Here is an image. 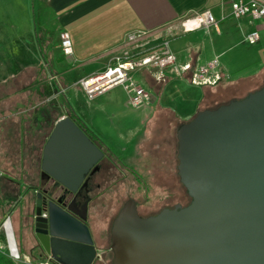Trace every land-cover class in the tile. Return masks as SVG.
Instances as JSON below:
<instances>
[{
	"label": "crops",
	"instance_id": "crops-1",
	"mask_svg": "<svg viewBox=\"0 0 264 264\" xmlns=\"http://www.w3.org/2000/svg\"><path fill=\"white\" fill-rule=\"evenodd\" d=\"M205 10L216 19L217 27L213 28L219 35L218 26L231 19L227 0H0V146H8L14 139L6 131L30 130L29 121L23 120L30 114L31 99H41L38 105L44 107L42 114H57L46 110L50 104L59 111L57 120L69 114L75 116L104 154L110 153L113 158L111 154L117 152L143 166L150 158L142 161L141 147L153 138L151 133L166 130L176 169L178 129L205 108L206 99L216 97L217 101L224 88L238 86L235 78H223L227 87L191 83L195 70L215 59L225 76L233 75L232 68L221 61L223 51L215 49V41L210 49L204 43L210 28L182 32L183 18ZM238 23L248 28L246 35L253 29L247 19ZM136 31L153 32L156 41L170 39L175 69L134 73L138 84L151 94L149 104L142 108L132 109L129 95L120 87L87 100L77 83L103 70L108 60L121 51L126 36ZM62 33L70 36L71 56L61 51ZM33 83L36 85L30 88ZM25 171V166L19 165L16 170L0 166V233H4L5 221L10 223L7 206L28 192ZM21 204L24 209V199ZM6 227L15 252L9 225ZM97 248L95 263H100L107 254ZM22 257L29 260L32 254Z\"/></svg>",
	"mask_w": 264,
	"mask_h": 264
},
{
	"label": "water",
	"instance_id": "water-1",
	"mask_svg": "<svg viewBox=\"0 0 264 264\" xmlns=\"http://www.w3.org/2000/svg\"><path fill=\"white\" fill-rule=\"evenodd\" d=\"M176 138L177 175L189 203L143 218L128 199L112 222L111 264H264V86L241 100L198 111ZM103 158L64 117L55 122L39 167L55 187L75 194ZM42 203L37 193L33 222L43 259L94 264L98 250L83 220L53 202L43 217ZM11 236L16 249L12 231Z\"/></svg>",
	"mask_w": 264,
	"mask_h": 264
},
{
	"label": "rangeland",
	"instance_id": "rangeland-1",
	"mask_svg": "<svg viewBox=\"0 0 264 264\" xmlns=\"http://www.w3.org/2000/svg\"><path fill=\"white\" fill-rule=\"evenodd\" d=\"M260 24V21L255 23L256 26ZM218 28L220 36L211 27L204 36V43L210 49L212 42L215 41V49L223 51L221 61L227 63L233 72V75L225 76L224 79L231 80L235 78L233 80H237L236 83L241 84L242 80L255 76L257 77L255 82L242 83L243 87L241 89L259 88L264 83L263 31H260V42L255 46H249L244 42V37L248 31L245 25L229 19L222 26L219 25ZM163 40L170 41V39L166 38ZM215 100L216 97L214 99H206L203 102V106L210 108L216 102ZM225 100L228 99L226 98ZM172 124H174V121ZM151 135H153V138L151 137L152 139L149 143L141 147L143 150L142 155H140L142 161L147 157L150 158L148 167H144L138 160L125 157L117 152L111 154L113 158L109 156L110 153L108 155L105 154L109 167L106 169L105 162L103 163L104 167L101 172L103 181L100 189L94 195L95 201L90 207L88 221L93 240L104 248L110 247L108 242L110 240L112 222L125 199L132 197L134 201L136 200L138 214L143 218L158 214L163 208V204L169 200V197L172 198L171 206L184 199L183 206L188 204L184 197V192L181 190L182 186L175 174V160L169 146L171 137L166 136L168 132L162 129H157ZM23 164H20L21 168L24 167ZM148 172L153 177L156 175V178L144 179ZM17 178L19 177L17 176ZM143 182L144 184H142ZM34 195L30 196L29 192L24 191L19 195V198L13 199V202L7 206L11 211V213L8 212V216L19 260H15L10 256L9 247L3 232L0 233V256H7L16 264H27L25 263L27 259L23 258L22 254L30 255V249L34 245L29 229L33 206H30L29 211H27L23 209V204H21L23 199L25 200L29 196L33 201ZM150 201L151 204L147 203ZM1 228H3V225ZM11 231L9 234L12 239ZM101 236H104V242L100 240ZM31 254L34 261L29 259V264H35L44 258L43 256L39 257L36 250ZM111 260L112 254L108 252L102 262L94 264H110Z\"/></svg>",
	"mask_w": 264,
	"mask_h": 264
},
{
	"label": "built area",
	"instance_id": "built-area-1",
	"mask_svg": "<svg viewBox=\"0 0 264 264\" xmlns=\"http://www.w3.org/2000/svg\"><path fill=\"white\" fill-rule=\"evenodd\" d=\"M229 16L234 21L247 19L253 27L244 37V42L254 46L260 41V31L264 33V0H227ZM256 21L261 24L256 26ZM183 33L194 32L199 29L217 27V21L205 10L185 17L180 21ZM155 34L147 31L129 33L123 41L121 51L113 55L105 68L81 79L77 85L87 100H93L114 88L120 87L129 95V106L139 109L149 104L151 94L145 90L134 78V73L141 70L175 69V56L170 50L169 41H156ZM60 47L64 56L73 55V48L68 33L60 35ZM188 67L185 68L187 70ZM225 77L219 62L215 59L199 67L192 75L191 83L198 87H213ZM43 217L46 215L43 213ZM10 256L19 260L18 252L11 249ZM27 264L29 261L26 260ZM35 264H52L50 259H42Z\"/></svg>",
	"mask_w": 264,
	"mask_h": 264
},
{
	"label": "trees",
	"instance_id": "trees-1",
	"mask_svg": "<svg viewBox=\"0 0 264 264\" xmlns=\"http://www.w3.org/2000/svg\"><path fill=\"white\" fill-rule=\"evenodd\" d=\"M256 78L257 77L254 76L251 78L244 79L241 81V84L242 83H244V84L253 83L256 81ZM222 81L223 80H221L217 85H215L213 87H220V86L227 87L226 83L222 82ZM241 84H238L237 88H230V87L224 88V90H222L221 97L210 108H204L203 110H214L219 106L228 104L229 101L241 100L244 97H246L248 94L257 91L261 87L264 86V83H263L259 88L251 87L247 90H242L241 87H243V85H241ZM33 85H36V83H33L30 86V88ZM226 98L228 100H225ZM40 101H42V100L41 99H39V100L31 99V103H30V107H29L30 108V110H29L30 114L27 116L26 119L22 118V119H24L23 121H27V120L29 121L30 130H27L24 128V129L14 130L13 132L10 130L6 131L5 133H7L8 135L13 134L14 139L10 145L2 146V147L0 146V166H7L8 168L11 167L12 170H16V168H18V166L20 164L24 163L23 165L26 167V171H25L26 177H25L24 182L27 184L28 192L30 193V196L31 195L33 196V194L39 193L41 191V188H43L48 181L47 176L43 175L42 172L40 171V167H39L40 161H41L40 160V153H41V148H42L43 144L46 142V140L49 137V130L57 121V114H59L57 107L55 108V106L50 105V104H47L45 106L46 110L50 109L51 112H56L57 114H55L54 116L52 114H47V115H45V113L42 114L41 109H43L44 107L42 105L41 106L38 105V103ZM68 117L81 129V131H83L87 135V137H89L94 142L93 136L75 118V116L69 114ZM26 134H28L27 138H25ZM22 137H24V138H22ZM2 154H4V156H7L11 160H9V159L5 160L4 156H2ZM23 154H24V156H23ZM21 159H23V160L21 161ZM148 163L149 162L145 163L144 166L148 167ZM149 172L145 175L144 179H155L156 175L153 177V175L150 174ZM175 174H176V177L178 178V181H179V177L177 175V168L175 169ZM179 183H180V181H179ZM142 184H144V182ZM180 185H181V183H180ZM181 190L183 192H185V194H186V191L183 188V186H182ZM151 192H152V190H151ZM149 193H150V191H149ZM185 194H184V196H185ZM30 196L24 200V209L27 211H29L30 206H33V201L31 200ZM130 198H132V197H130ZM147 203L151 204V201L147 202ZM97 246L99 248H101V250H109V247L104 248V247L100 246V244H98ZM30 260L34 261V258L31 257ZM0 264H16V263L14 261H12L10 258H8L7 256H0Z\"/></svg>",
	"mask_w": 264,
	"mask_h": 264
},
{
	"label": "flooded vegetation",
	"instance_id": "flooded-vegetation-1",
	"mask_svg": "<svg viewBox=\"0 0 264 264\" xmlns=\"http://www.w3.org/2000/svg\"><path fill=\"white\" fill-rule=\"evenodd\" d=\"M104 161H105V163H104ZM107 162L108 161L105 158V154H104V158L98 164L99 170L93 174L90 171L85 176V180H87V185L86 186H83V185L80 186L75 194L68 192L67 190H65L64 188H62L60 186L55 187L53 182L51 180H48L46 185L43 188H41V191L39 192L42 194V202H43L42 204H43V209H44L43 213L45 215H47L45 207L47 206V204L49 202H53L54 204L61 207L65 211H67V209H70L72 211V215H74L76 218H78L81 221L83 220V223L89 229L88 221H89L90 207L94 203V201H95L94 195L100 189L101 182L103 181V179L101 177L102 168L104 167L103 163L106 165V169H108V167H109ZM184 194H185V192H184ZM184 197L186 198L187 202L189 203V201H190L189 197L186 194ZM128 199H132V198H130V197L127 198L124 201V203ZM171 199L172 198L169 197V200L165 204H163V208L161 209V211L164 209H173L176 205H180L181 207H184L183 202L185 199L182 200L181 202L176 203L175 205H172V206L170 205L172 202ZM136 206H137V203H136ZM35 210H36V194H35V197L33 199V209H32V213H31V221H30V227H29L30 233H31L33 241H34L33 242L34 245L31 247L30 252L32 253L33 251L36 250L38 252L39 257H42L43 253L41 252L40 247H39V243L36 239L35 226H34V222H33V216H34ZM137 212H138V208H137ZM155 215H157V214H154L152 216H155ZM89 232H90V229H89ZM90 234H91V232H90ZM91 237L93 239L92 234H91ZM100 240L102 242H104V240H105L104 236H101ZM93 242L97 248V244L95 243L94 240H93ZM109 244H110V242H109ZM97 250L99 252L98 248H97ZM102 252H103V254H107L108 252H110V250H102ZM52 264H54V263L52 262Z\"/></svg>",
	"mask_w": 264,
	"mask_h": 264
}]
</instances>
